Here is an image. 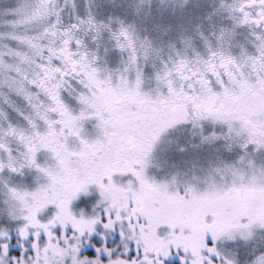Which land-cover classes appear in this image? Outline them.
Returning <instances> with one entry per match:
<instances>
[{
    "label": "snow or ice",
    "instance_id": "6c2138e0",
    "mask_svg": "<svg viewBox=\"0 0 264 264\" xmlns=\"http://www.w3.org/2000/svg\"><path fill=\"white\" fill-rule=\"evenodd\" d=\"M0 264H264V0H0Z\"/></svg>",
    "mask_w": 264,
    "mask_h": 264
}]
</instances>
